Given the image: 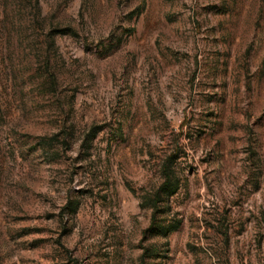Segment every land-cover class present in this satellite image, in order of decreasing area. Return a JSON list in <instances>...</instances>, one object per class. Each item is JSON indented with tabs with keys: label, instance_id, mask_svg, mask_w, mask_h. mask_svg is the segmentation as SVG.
Instances as JSON below:
<instances>
[{
	"label": "rangeland",
	"instance_id": "374dc122",
	"mask_svg": "<svg viewBox=\"0 0 264 264\" xmlns=\"http://www.w3.org/2000/svg\"><path fill=\"white\" fill-rule=\"evenodd\" d=\"M0 264H264V0H0Z\"/></svg>",
	"mask_w": 264,
	"mask_h": 264
},
{
	"label": "trees",
	"instance_id": "16d2710c",
	"mask_svg": "<svg viewBox=\"0 0 264 264\" xmlns=\"http://www.w3.org/2000/svg\"><path fill=\"white\" fill-rule=\"evenodd\" d=\"M164 174H165V180L162 183L159 191L156 192L155 197H154L153 202H152V206H153L154 211H156L158 208L157 203L160 200L159 199L160 193L162 192V193L172 194L174 192L175 187H176L175 177L173 175H171V173H169V171L166 167H164Z\"/></svg>",
	"mask_w": 264,
	"mask_h": 264
}]
</instances>
